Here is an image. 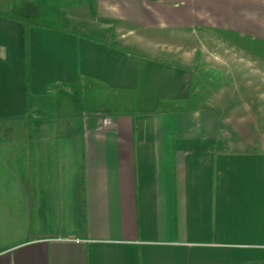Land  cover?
<instances>
[{
  "label": "crops",
  "instance_id": "obj_1",
  "mask_svg": "<svg viewBox=\"0 0 264 264\" xmlns=\"http://www.w3.org/2000/svg\"><path fill=\"white\" fill-rule=\"evenodd\" d=\"M9 2L0 264H264V139L195 83L211 34L264 57V0Z\"/></svg>",
  "mask_w": 264,
  "mask_h": 264
},
{
  "label": "rangeland",
  "instance_id": "obj_2",
  "mask_svg": "<svg viewBox=\"0 0 264 264\" xmlns=\"http://www.w3.org/2000/svg\"><path fill=\"white\" fill-rule=\"evenodd\" d=\"M9 0H0V11L7 10ZM10 10V9H8ZM11 13V12H10ZM223 40V39H222ZM218 34L208 36L207 47L200 48V61L211 59V64L199 65L195 72V83L202 86L201 97H211L216 110L227 117L242 118L236 124L239 134L248 137L264 139V57L252 53L249 49H242L233 41H222ZM225 43V44H224ZM227 47L226 57H232L228 65L221 63V47ZM224 49V48H223ZM237 56V57H236ZM237 58V62H234ZM256 61L259 65L249 66V62ZM252 62V63H253ZM218 63V64H216ZM244 63V64H243ZM206 69V71H202ZM203 80V82H202ZM225 109H227L225 111ZM41 117V114H39Z\"/></svg>",
  "mask_w": 264,
  "mask_h": 264
},
{
  "label": "trees",
  "instance_id": "obj_3",
  "mask_svg": "<svg viewBox=\"0 0 264 264\" xmlns=\"http://www.w3.org/2000/svg\"><path fill=\"white\" fill-rule=\"evenodd\" d=\"M42 8L34 2L20 1L16 3L8 17L23 22L25 26H38Z\"/></svg>",
  "mask_w": 264,
  "mask_h": 264
}]
</instances>
